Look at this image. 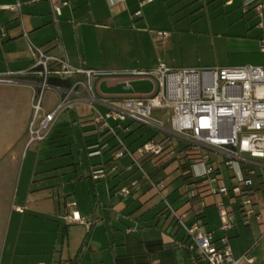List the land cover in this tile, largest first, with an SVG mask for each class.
<instances>
[{"label": "crops", "instance_id": "crops-1", "mask_svg": "<svg viewBox=\"0 0 264 264\" xmlns=\"http://www.w3.org/2000/svg\"><path fill=\"white\" fill-rule=\"evenodd\" d=\"M158 1L166 6L171 19L167 0H125L114 6L106 0H0V74L32 67L35 60L30 47H35L73 67L94 71L93 89L99 100L119 101L149 94L154 79L132 72L149 71L159 63L173 68L177 64L175 49L183 47L186 33L145 28L155 10H159ZM222 5L232 11L240 10L241 13L235 11L231 15L243 16V27L225 34L216 31V40L226 42L227 54L221 60H213L210 67L260 66L258 41L262 31L256 27L253 13L244 15L238 0H225ZM138 10L141 14L136 17ZM159 30L170 32V40L164 46L153 39V32ZM256 53L260 65H235L255 61ZM183 65L184 62L179 68H197ZM14 78L12 84H0V264H195L184 228L167 204L185 215L186 225L198 219L202 232L210 233L215 240L226 237L238 264H264V211L256 216L264 207V163L252 165L255 174L248 198L254 214L248 223L233 194L223 199L206 197L202 210L196 200L184 204L179 188L191 180L181 171V144L175 155L143 162L144 170L154 181L164 182L162 196L143 183L138 196L121 198L116 194L118 189L139 178L140 173L130 168L129 156L113 160L115 139L98 136L84 105L61 114L46 141L26 146L34 99L41 97L44 110L50 111L60 97L59 88L69 86L70 81L56 84L52 82L56 79H48L51 88L41 92L39 85L44 78ZM78 108L88 114L81 115ZM98 109L106 111L101 105ZM61 123L79 129L86 156L88 147L93 145L107 142L108 149L99 156H87L82 172L77 167L67 172L60 170L59 163L46 161L54 157L45 147L58 143L57 127ZM122 124L123 129L119 127L118 131L128 137L144 127ZM132 125L138 128L131 129ZM140 137L128 143L120 139L130 151L145 142L161 140L156 130L150 138L137 143ZM41 154L47 157L40 158ZM96 157L101 159L91 161ZM113 165H117L115 172L98 179L91 177L93 170H110ZM215 169L228 187H235V178L228 170L229 181L221 172L223 166ZM219 200L233 216L226 231L220 229L215 205ZM72 212H77L83 223L68 224L65 218ZM129 229L132 232L128 233Z\"/></svg>", "mask_w": 264, "mask_h": 264}, {"label": "built area", "instance_id": "built-area-1", "mask_svg": "<svg viewBox=\"0 0 264 264\" xmlns=\"http://www.w3.org/2000/svg\"><path fill=\"white\" fill-rule=\"evenodd\" d=\"M106 1L109 6H114L125 0ZM238 1L242 13H253L256 27L262 31L258 41V50L262 55L260 66L173 69L159 63L149 71L132 72L133 75L154 79L151 93L125 97L119 101L99 100L96 97L93 89L94 71L73 67L61 58L30 47L34 65L25 71L0 74V84H12L15 82L14 77L19 75L44 78L39 85L41 92L51 88L47 84L48 79L70 81V84L59 88L60 97L50 111L44 110L41 97L34 99L32 117L26 128V146L46 141L61 114L74 110L77 105H84L90 111L91 125L97 134L115 139L113 160L129 156L130 168L140 173L139 178L118 189V196L124 199L138 196L143 183L156 195L162 196L164 182L154 181L144 170L143 162L175 155L176 147L181 144L179 153L182 165L186 167L183 173L191 180L179 188V196L184 204L196 200L202 210L206 197L223 199L233 194L239 200L245 223H248L254 214L252 202L248 198L255 174L252 165L264 163V2ZM55 11L58 13L57 8ZM140 14L138 10L134 16ZM153 39L156 44L164 46L170 40V32L154 31ZM100 105L105 107V112L98 109ZM156 113L160 116H155ZM164 120L168 126H165ZM126 122L156 130L161 140L145 142L130 151L114 129V126ZM106 149L107 142L90 146L87 156H99ZM222 166L235 178V187H228L215 169ZM116 170L117 165H113L110 170L97 168L91 172V177L98 179ZM215 205L220 229L226 231L231 227L232 213L221 200ZM167 208L183 226L195 264H238L231 255L226 237L215 240L210 233L200 230L198 219L186 225L185 215H180L169 204ZM262 211L264 207L260 208L256 216ZM65 220L68 224L83 223L77 212H72Z\"/></svg>", "mask_w": 264, "mask_h": 264}, {"label": "rangeland", "instance_id": "rangeland-1", "mask_svg": "<svg viewBox=\"0 0 264 264\" xmlns=\"http://www.w3.org/2000/svg\"><path fill=\"white\" fill-rule=\"evenodd\" d=\"M224 1L225 0H167V6L170 8L168 14L171 15V19L167 17V10H165L166 6H163V2H157L159 10H155L153 19L148 21L145 28L147 30L164 28L171 33L174 32L173 30H185L186 32L184 33L183 47L178 46L175 49L177 64L174 65L173 68H179L182 66L183 62L185 63L183 66L191 64L197 68L210 67L212 66L213 60H221L226 56V42L225 40L217 41L215 33L216 31L226 33L228 30H230V32L240 31L243 27V16L237 18L236 15H231L235 11L241 12L238 9L232 11L224 8L222 5ZM236 4L237 3H235V6ZM209 30H212L214 33H210ZM254 56H257L255 61L249 63L238 62L235 63V65H260V56L257 53ZM78 112L81 115L88 114V111L83 108H78ZM155 116L158 117L160 114L156 113ZM164 124L165 126L169 125L166 121ZM119 127L123 129L124 124L121 123L118 127L114 126V129L126 143L137 136H141L137 143L141 142L142 140L150 138L155 133L153 129L147 127L138 128L136 125H132L131 129H138L132 136L128 137L122 133V131H118ZM57 137L58 143L56 145L45 147L47 151L51 152L50 156L54 157L53 160L46 161L48 163H59L60 170L62 171L67 172L73 167H77L78 171L82 172V168H85L87 164V156L84 151L83 139L79 129L77 127L72 129L69 124L65 126L61 123L57 127ZM46 157L47 154L40 155V158ZM100 159V157H96L92 158L91 161L95 162ZM218 159L222 160L221 157H218ZM107 168H109V166ZM221 172L224 178L229 181L227 169L223 167ZM156 202L158 204L160 203L158 198H156Z\"/></svg>", "mask_w": 264, "mask_h": 264}, {"label": "trees", "instance_id": "trees-1", "mask_svg": "<svg viewBox=\"0 0 264 264\" xmlns=\"http://www.w3.org/2000/svg\"><path fill=\"white\" fill-rule=\"evenodd\" d=\"M52 82H54V83H56V84H61L62 83V81H59V80H55V81H52ZM98 136H100V137H103V135H98ZM106 138H110V139H112V137L111 136H108V137H106ZM109 139V140H110ZM186 170V167L184 166V165H181V171L182 172H184Z\"/></svg>", "mask_w": 264, "mask_h": 264}]
</instances>
